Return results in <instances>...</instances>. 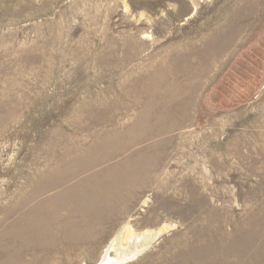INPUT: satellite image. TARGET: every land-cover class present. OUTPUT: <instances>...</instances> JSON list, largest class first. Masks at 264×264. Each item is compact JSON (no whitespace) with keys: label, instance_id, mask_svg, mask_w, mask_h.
Listing matches in <instances>:
<instances>
[{"label":"rangeland","instance_id":"obj_1","mask_svg":"<svg viewBox=\"0 0 264 264\" xmlns=\"http://www.w3.org/2000/svg\"><path fill=\"white\" fill-rule=\"evenodd\" d=\"M108 257L264 264V0H0V264Z\"/></svg>","mask_w":264,"mask_h":264},{"label":"bare ground","instance_id":"obj_2","mask_svg":"<svg viewBox=\"0 0 264 264\" xmlns=\"http://www.w3.org/2000/svg\"><path fill=\"white\" fill-rule=\"evenodd\" d=\"M160 234H162V233H160ZM159 234V235H160ZM145 238L147 237L146 235L144 236ZM110 251V250H109ZM137 252H139V251H137ZM135 255V254H134ZM132 256V255H131ZM130 256V257H131ZM107 257V256H106ZM125 259V258H124ZM127 259V258H126ZM100 264H121V261L119 260V259H110L109 257L107 258V259H105L102 263H100Z\"/></svg>","mask_w":264,"mask_h":264}]
</instances>
